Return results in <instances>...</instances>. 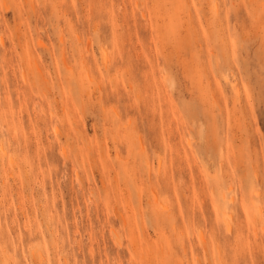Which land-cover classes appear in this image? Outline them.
Wrapping results in <instances>:
<instances>
[{
    "label": "rangeland",
    "instance_id": "374dc122",
    "mask_svg": "<svg viewBox=\"0 0 264 264\" xmlns=\"http://www.w3.org/2000/svg\"><path fill=\"white\" fill-rule=\"evenodd\" d=\"M0 150V264H264V0H0Z\"/></svg>",
    "mask_w": 264,
    "mask_h": 264
},
{
    "label": "bare ground",
    "instance_id": "6f19581e",
    "mask_svg": "<svg viewBox=\"0 0 264 264\" xmlns=\"http://www.w3.org/2000/svg\"><path fill=\"white\" fill-rule=\"evenodd\" d=\"M103 96H104V95H103ZM117 115H118V114H117ZM118 119H119V118H118ZM120 124H121V123H120ZM120 124H119V125H120ZM12 137H13V136H12ZM140 140H141V139H140ZM140 140H139V141H140ZM139 143H140V142H139ZM141 144H142V143H141ZM141 146L144 147L143 144H142ZM141 146H139V147H141ZM143 149H144V148H143ZM140 150H141V149H140ZM0 151H1V150H0ZM143 151H144V150H143ZM160 162H161V161H160ZM160 164H161V163H160ZM155 193H156V192H155ZM153 195H154V194H153ZM155 195H156V194H155ZM156 196H157V195H156ZM154 197H155V196H154ZM157 201H158V200H157ZM168 219H169V218H168ZM256 220H257V219H256ZM257 222H258L260 225H263V221H262V219H261L260 217L258 218ZM170 223H172V222H170ZM128 225H129V224H128ZM172 225H173V227L175 228V225H174V224H172ZM228 229H229V232L232 233V230H231V228H230V225H228ZM233 251H234V250H233Z\"/></svg>",
    "mask_w": 264,
    "mask_h": 264
}]
</instances>
